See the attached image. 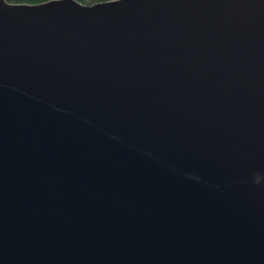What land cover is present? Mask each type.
<instances>
[{
  "label": "water",
  "instance_id": "water-1",
  "mask_svg": "<svg viewBox=\"0 0 264 264\" xmlns=\"http://www.w3.org/2000/svg\"><path fill=\"white\" fill-rule=\"evenodd\" d=\"M0 264H264V0H0Z\"/></svg>",
  "mask_w": 264,
  "mask_h": 264
},
{
  "label": "trees",
  "instance_id": "trees-1",
  "mask_svg": "<svg viewBox=\"0 0 264 264\" xmlns=\"http://www.w3.org/2000/svg\"><path fill=\"white\" fill-rule=\"evenodd\" d=\"M9 1L36 3V2H41V1H45V0H9ZM79 1L87 3V4H92V3L96 2V1H103V0H79Z\"/></svg>",
  "mask_w": 264,
  "mask_h": 264
}]
</instances>
